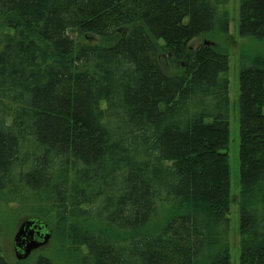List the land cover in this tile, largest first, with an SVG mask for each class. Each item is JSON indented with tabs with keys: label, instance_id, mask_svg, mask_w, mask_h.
Returning <instances> with one entry per match:
<instances>
[{
	"label": "trees",
	"instance_id": "obj_1",
	"mask_svg": "<svg viewBox=\"0 0 264 264\" xmlns=\"http://www.w3.org/2000/svg\"><path fill=\"white\" fill-rule=\"evenodd\" d=\"M229 2L0 0V264L2 221L28 218L52 233L35 264H231ZM240 34L263 46L240 71V264H264V0Z\"/></svg>",
	"mask_w": 264,
	"mask_h": 264
},
{
	"label": "rangeland",
	"instance_id": "obj_2",
	"mask_svg": "<svg viewBox=\"0 0 264 264\" xmlns=\"http://www.w3.org/2000/svg\"><path fill=\"white\" fill-rule=\"evenodd\" d=\"M240 7L241 0H230L228 8L230 12V33L224 37L216 38V41L222 46L228 48L230 53V133L231 141L228 146V153L231 163V196L233 202L231 204L230 218V244H231V264H240L241 245H240V160H239V144H240V114H239V96H240V71L242 66V55L245 51L256 50L263 47L260 42L251 37H242L240 34ZM97 37L81 38L80 42L97 40ZM201 39H195L193 46H196ZM166 63V59H163ZM166 65V64H165ZM18 219L15 223L6 225V221H2L5 226L6 235L4 239V252L10 260L11 264H35L37 254L32 255L26 260H18L14 251V236L19 227ZM1 226V223H0ZM1 228V227H0Z\"/></svg>",
	"mask_w": 264,
	"mask_h": 264
},
{
	"label": "water",
	"instance_id": "obj_3",
	"mask_svg": "<svg viewBox=\"0 0 264 264\" xmlns=\"http://www.w3.org/2000/svg\"><path fill=\"white\" fill-rule=\"evenodd\" d=\"M51 234L48 225L42 220L28 218L20 222L14 236L16 258L27 259L35 250L49 243Z\"/></svg>",
	"mask_w": 264,
	"mask_h": 264
},
{
	"label": "flooded vegetation",
	"instance_id": "obj_4",
	"mask_svg": "<svg viewBox=\"0 0 264 264\" xmlns=\"http://www.w3.org/2000/svg\"><path fill=\"white\" fill-rule=\"evenodd\" d=\"M14 251H15V254H16V250H15V247H14Z\"/></svg>",
	"mask_w": 264,
	"mask_h": 264
}]
</instances>
